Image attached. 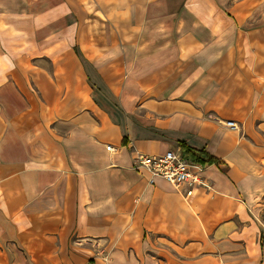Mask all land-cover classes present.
Segmentation results:
<instances>
[{"label": "crops", "instance_id": "1", "mask_svg": "<svg viewBox=\"0 0 264 264\" xmlns=\"http://www.w3.org/2000/svg\"><path fill=\"white\" fill-rule=\"evenodd\" d=\"M254 1L0 0V264H264ZM181 145L189 195L133 166Z\"/></svg>", "mask_w": 264, "mask_h": 264}, {"label": "built area", "instance_id": "2", "mask_svg": "<svg viewBox=\"0 0 264 264\" xmlns=\"http://www.w3.org/2000/svg\"><path fill=\"white\" fill-rule=\"evenodd\" d=\"M226 124L236 127V123L231 120H227ZM134 166L146 170L151 176L150 182L152 177H161L175 188H182L184 195L191 194L196 186H207L202 176L204 166L183 156L180 149H169L156 155L138 154Z\"/></svg>", "mask_w": 264, "mask_h": 264}, {"label": "trees", "instance_id": "3", "mask_svg": "<svg viewBox=\"0 0 264 264\" xmlns=\"http://www.w3.org/2000/svg\"><path fill=\"white\" fill-rule=\"evenodd\" d=\"M182 152L186 155V157L191 158L193 161L200 162L204 165L218 163V159L207 154L204 151H195L189 148H186L184 145L180 146Z\"/></svg>", "mask_w": 264, "mask_h": 264}, {"label": "rangeland", "instance_id": "4", "mask_svg": "<svg viewBox=\"0 0 264 264\" xmlns=\"http://www.w3.org/2000/svg\"><path fill=\"white\" fill-rule=\"evenodd\" d=\"M224 7H227V6H224ZM253 7H256L257 10H258L255 15H258L259 14L260 17H263L264 18V0H255L254 3H253ZM222 9H224V8L222 7ZM258 19H260V18L259 17L255 18V20H258ZM179 149L182 152L181 148H179ZM182 155L186 157V155L183 152H182ZM202 165L204 166V164H202ZM133 166H134V162H133Z\"/></svg>", "mask_w": 264, "mask_h": 264}]
</instances>
